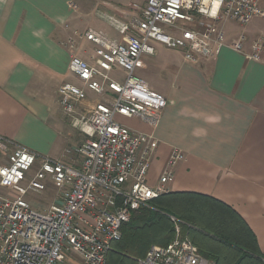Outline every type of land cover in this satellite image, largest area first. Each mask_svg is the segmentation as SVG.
I'll return each instance as SVG.
<instances>
[{"label":"built area","instance_id":"built-area-1","mask_svg":"<svg viewBox=\"0 0 264 264\" xmlns=\"http://www.w3.org/2000/svg\"><path fill=\"white\" fill-rule=\"evenodd\" d=\"M264 0H147L141 14L124 20L100 13L123 42L104 32L88 29L62 43L75 51L69 71L83 86L65 83L58 93L72 126L86 135L76 147L74 163L40 156L0 136V264H107L122 227L140 209H152L153 201L171 192L175 170L184 160L174 149L156 185L148 180L158 142L133 131L118 117L140 119L153 126L168 106L166 97L137 74L143 55H154L153 43L181 51L185 61L199 64L229 47L259 61L263 41L245 54L246 36L228 45L223 23L241 26L264 19ZM72 9L78 6L71 2ZM94 45L90 60L76 54L77 41ZM124 81L112 77L115 68ZM87 91L99 97L92 110L79 114ZM71 153V151H67ZM38 164L34 176L29 173ZM56 187L55 200L45 209L26 197ZM173 220H175L173 218ZM136 264H212L179 226L166 246H152Z\"/></svg>","mask_w":264,"mask_h":264},{"label":"crops","instance_id":"crops-1","mask_svg":"<svg viewBox=\"0 0 264 264\" xmlns=\"http://www.w3.org/2000/svg\"><path fill=\"white\" fill-rule=\"evenodd\" d=\"M137 1L0 0V136L40 158L74 163L73 150L86 135L72 126L58 90L65 83H83L69 71L75 51L62 43L90 28L123 42L100 13L130 20L141 14ZM222 25L228 45L246 36V55L262 40L261 59L224 47L216 57L192 64L181 51L153 43L156 53L142 56L137 74L166 97L168 106L155 126L135 118L122 124L158 142L151 185L158 183L171 152L182 151L171 192L207 195L232 207L264 256V19ZM93 49L85 39L77 41L76 54L84 60ZM112 77L124 81L125 72L116 67ZM87 96L79 114L99 100L91 91ZM5 163L0 152V165Z\"/></svg>","mask_w":264,"mask_h":264},{"label":"trees","instance_id":"trees-1","mask_svg":"<svg viewBox=\"0 0 264 264\" xmlns=\"http://www.w3.org/2000/svg\"><path fill=\"white\" fill-rule=\"evenodd\" d=\"M173 218L212 264H264L257 237L229 205L196 193H169L140 209L122 227L107 264H136L153 245H168L175 237Z\"/></svg>","mask_w":264,"mask_h":264},{"label":"rangeland","instance_id":"rangeland-1","mask_svg":"<svg viewBox=\"0 0 264 264\" xmlns=\"http://www.w3.org/2000/svg\"><path fill=\"white\" fill-rule=\"evenodd\" d=\"M144 1L145 0H138L137 1V4L140 8H143L144 7ZM140 13H141V9H140ZM125 119L123 117H118L117 120L121 123L122 120ZM38 164H36V166H34L31 171H30V175L31 176H34L35 173L37 172L38 170ZM55 195H56V187L53 186V185H49V188H48V191H46L45 193L43 194H35V193H31L29 194L27 197H26V200L29 201L31 204H33V206L35 208H38V209H45L47 206H49L51 203L54 202L55 200ZM175 220H173L174 222V226H175V229L177 226H179L183 232V230L185 231V227L186 225L180 221V220H177L176 218H174ZM175 238V237H174ZM155 246V245H153ZM159 246H162V245H159ZM152 247V246H151ZM150 247V248H151ZM149 248V249H150ZM149 251V250H148ZM147 251V252H148ZM147 254V253H146ZM145 254V255H146Z\"/></svg>","mask_w":264,"mask_h":264}]
</instances>
